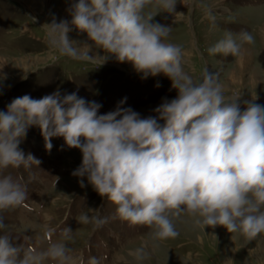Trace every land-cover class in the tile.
Wrapping results in <instances>:
<instances>
[{
    "label": "clouds",
    "instance_id": "clouds-1",
    "mask_svg": "<svg viewBox=\"0 0 264 264\" xmlns=\"http://www.w3.org/2000/svg\"><path fill=\"white\" fill-rule=\"evenodd\" d=\"M151 3L76 0L70 6V23L92 41L83 55L95 47L105 53L99 65L111 54L118 62H130L142 78L163 73L177 90L176 97L164 99L153 109L157 116L146 118L119 106L98 115L101 105L75 92L15 98L7 111H0V169L40 163L18 147L28 126L37 125L46 150L53 147L52 137H62L68 148L79 149L82 161L72 174L86 176L94 190L116 206L121 219L149 226L154 238L178 235L173 218L186 213L203 227L224 226L252 240L264 233V106L247 102L241 111L239 95L223 94L217 74L205 70L194 80L185 73L181 47L164 42L170 27L152 22L158 12L145 14ZM156 3L166 12L175 4ZM68 23L47 25L59 33L54 43L60 53L78 58V46L66 35ZM253 42L248 31L226 32L208 52L237 56L244 43ZM79 183L84 187L83 180ZM26 197V185L11 176L0 178V210L14 208ZM94 219L97 225L104 222L99 216ZM80 222H89L87 214ZM4 227L0 219V229ZM70 231L66 228L64 236ZM65 252L64 243H50L18 259L20 249L8 235H0V264H40L63 258Z\"/></svg>",
    "mask_w": 264,
    "mask_h": 264
},
{
    "label": "rangeland",
    "instance_id": "rangeland-1",
    "mask_svg": "<svg viewBox=\"0 0 264 264\" xmlns=\"http://www.w3.org/2000/svg\"><path fill=\"white\" fill-rule=\"evenodd\" d=\"M174 2L173 11L166 12L152 0L145 14L158 12L152 22L170 27L164 42L181 47L184 72L194 80L201 79L205 70L217 74L223 94L239 95L236 103L241 111L247 102L264 106V0ZM73 3L0 0V111H7L13 99L25 94L39 99L59 91L61 96L75 92L99 103L98 115L119 106L130 107L141 118L157 116L153 109L177 95L171 80L163 73L142 78L130 62H118L111 54L99 65L105 53L95 47L83 55L92 41L70 23ZM62 20L69 22L66 35L78 46V58L62 55L54 43L59 33L47 24ZM241 31L251 33L254 42L244 43L239 55L209 54L226 32ZM51 143L52 149L46 150L39 126H28L18 147L40 163L0 169V178L11 176L26 185L22 204L0 210L5 225L0 235H8L20 249L18 259L30 249L40 252L50 243H64L63 258L40 264H92L93 259L95 264H264V233L249 240L224 226L203 227L186 213L173 218L178 235L154 238L149 226L121 219L116 206L100 196L86 176L72 174L82 161L79 149L68 148L62 137H52ZM82 214L89 222H80ZM97 216L104 221L100 225ZM66 228L71 230L67 237Z\"/></svg>",
    "mask_w": 264,
    "mask_h": 264
},
{
    "label": "bare ground",
    "instance_id": "bare-ground-1",
    "mask_svg": "<svg viewBox=\"0 0 264 264\" xmlns=\"http://www.w3.org/2000/svg\"><path fill=\"white\" fill-rule=\"evenodd\" d=\"M76 0H73V2L75 3ZM263 28V27H262ZM262 30V29H261ZM264 33V32H263ZM264 52V51H262ZM245 53V52H244ZM246 54V53H245ZM262 55V54H261ZM243 57V56H242ZM244 58V57H243ZM264 58V57H263ZM162 253H165V251H163Z\"/></svg>",
    "mask_w": 264,
    "mask_h": 264
}]
</instances>
